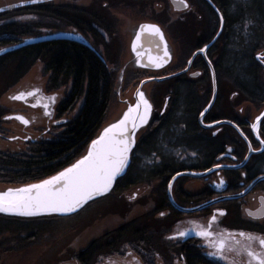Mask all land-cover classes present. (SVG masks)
<instances>
[{
    "label": "flooded vegetation",
    "instance_id": "flooded-vegetation-1",
    "mask_svg": "<svg viewBox=\"0 0 264 264\" xmlns=\"http://www.w3.org/2000/svg\"><path fill=\"white\" fill-rule=\"evenodd\" d=\"M175 2L0 0V187L29 184L56 173L24 178L31 174L24 175L23 163L29 157L36 165L45 162L44 170L58 165L53 143L78 115L88 89L87 75L96 71L110 75L109 107L112 99L120 105L115 86L122 72L120 99L141 80L160 79L150 92L152 119L132 154L129 187L118 186L116 193V184L109 196L95 201L116 200V194L126 197L134 190L125 200L123 224L116 226L112 220L116 207L111 214L96 217L106 220L105 226L83 221L74 237L81 241L63 245L71 254L61 264H248L243 248L264 252L257 240L239 235L264 238V218L248 215L264 199V43L245 56L234 74L231 60H224L234 31L227 0L223 4L185 0L188 6L178 3L180 8ZM144 23L159 25L171 46L172 61L159 69L125 66L133 34ZM33 72L42 74L44 82L19 87ZM10 89L15 90L9 93ZM20 93H27V98H12ZM42 100H48V108ZM13 219L20 218L0 215L8 223L0 224V264H9L7 256L13 253L19 263L24 256L23 261L29 259L25 264H30L37 243L26 240L44 229L32 227L29 236L21 232L20 238L26 240L15 237L16 246L10 247L4 233L16 225ZM22 228L29 229H13ZM202 229L212 235H197ZM181 231L187 235L180 237ZM73 232L70 228L68 234ZM221 240L227 244L226 260L209 255ZM46 259L44 264H51Z\"/></svg>",
    "mask_w": 264,
    "mask_h": 264
},
{
    "label": "snow or ice",
    "instance_id": "snow-or-ice-1",
    "mask_svg": "<svg viewBox=\"0 0 264 264\" xmlns=\"http://www.w3.org/2000/svg\"><path fill=\"white\" fill-rule=\"evenodd\" d=\"M30 2L35 3L36 0H30ZM180 2L183 3L184 7L188 6L185 0H180ZM141 31H148L153 35H158L160 40L163 41V34L156 25H142ZM139 39L140 34L138 33L137 40ZM133 51H136L135 42L133 43ZM164 56H169L166 45ZM160 66L161 64L157 62L156 67ZM32 94L29 93V95ZM23 95L20 94L12 98L21 99ZM139 97L144 110L142 114H139L138 120L139 124H144L147 123L151 105L144 99L142 92L139 93ZM50 99L52 102L55 101L54 97ZM43 107L47 108V104H44ZM136 108H139V103L136 105ZM133 110L130 108L129 113H126L122 120L106 128L100 138L92 142L88 155L78 160L71 167L64 169V171L58 173L56 176L44 180L39 184H30L19 189H9L6 192L0 193V212L24 216L36 215L40 212L70 213L76 211L82 203L91 199L94 195L106 192L111 186L112 181L127 164L128 153L132 143H134L126 135L128 132L126 125L129 120V114ZM16 119L27 123L23 117L18 116ZM139 124L133 118V129L137 128ZM253 127L255 128V125ZM261 143H264V141H261ZM217 167H220V165H217ZM223 183V180H221V184ZM248 215L253 219L264 218V199L261 200L260 208L255 212L249 211ZM212 219L214 221L215 217ZM196 234L205 238L212 235L207 229H202ZM186 235V232H179L180 237ZM229 235L232 236V234ZM239 235L246 237L248 240H257L261 249H264V238L255 237L251 233L244 232H240ZM212 246L215 247L216 252L209 253L210 256H215L222 260L227 259L223 255V250L227 246L226 241H218ZM233 250L235 249L229 247V251ZM236 251L237 255H239L240 251ZM243 253L249 258L248 264H264V252L258 253L245 247L243 248Z\"/></svg>",
    "mask_w": 264,
    "mask_h": 264
},
{
    "label": "trees",
    "instance_id": "trees-1",
    "mask_svg": "<svg viewBox=\"0 0 264 264\" xmlns=\"http://www.w3.org/2000/svg\"><path fill=\"white\" fill-rule=\"evenodd\" d=\"M219 4H223V0H217ZM227 4L231 10V17L233 19V37L236 35V27L239 26L240 36H243L242 42L237 43L236 39L232 37V48L229 49V53L224 57L231 60V65L234 67V74H236V68L244 65V60L251 51H254L256 47L264 43V0H227ZM250 27V29H248ZM238 45V47H235ZM257 49V48H256ZM251 54V53H250ZM251 62H249L250 64ZM101 72H93L87 75L89 79L87 93L85 100L81 106L79 113L75 116L73 122L69 125L67 130L60 133L55 140L53 151L57 153L56 162L58 165L53 169L43 168L45 162L38 163L33 158L25 159L23 163L24 175L30 173L31 175H25L24 178L30 176L39 175L41 178L49 176L60 169L71 164L82 152L86 149L87 145L97 134L101 128L109 108V99L112 93L113 81L110 75H100ZM80 78L81 75H77ZM79 91H77V94ZM79 96V95H78ZM64 150V151H63ZM63 151V153L58 154ZM64 156V158H62ZM61 162V165H59ZM14 167H19V164L13 163ZM37 166H41L40 171L37 174ZM22 172V173H23ZM18 176V174H15ZM132 177V166L128 169L126 175L117 183L115 192L119 193V187L126 185L129 187V179ZM11 221V219H6ZM16 221L17 227L32 228L33 226L49 225L54 221L61 220L58 217L52 218H37L35 220H22L13 219Z\"/></svg>",
    "mask_w": 264,
    "mask_h": 264
},
{
    "label": "water",
    "instance_id": "water-1",
    "mask_svg": "<svg viewBox=\"0 0 264 264\" xmlns=\"http://www.w3.org/2000/svg\"><path fill=\"white\" fill-rule=\"evenodd\" d=\"M179 2H175L176 4V8H180L182 5H179ZM215 7V6H214ZM216 8V7H215ZM217 9V8H216ZM218 11V9H217ZM221 19L222 16L220 14V12L218 11ZM223 23V20H222ZM142 25H156L159 27L160 31L163 34V41L160 40V37L158 35H153L148 31H141V26ZM221 24V28H222ZM140 34V39L137 40V34ZM219 35V33H218ZM33 41V40H32ZM38 41V40H35ZM135 42L136 44V51H133V43ZM165 45L167 46V51L169 53V56L165 57L164 56V48ZM131 58L128 60L127 64L125 66H129V67H139V68H152V69H159L162 66L166 65L168 62H171L173 59V54H172V50H171V46L170 43L164 33V31L162 30V28L154 23H144L141 24L135 31V33L133 34V38L131 41ZM137 53H139V55H137ZM260 52H258V54L256 55L257 57H259ZM159 62L161 64L160 67H156V63ZM124 78V73L122 72L119 77H118V81L116 83L115 86V92L117 91V94L119 96V100H120V105H115L112 109L111 107H109L108 109V113L113 112L114 113V118L111 119L109 122L102 124L101 128L99 129V131L97 132V134L94 136V138L90 141V143L87 145L86 149L82 152V154L77 157L71 164H69L68 166H66L65 168H63L62 170L56 172L55 174L37 181V182H33V183H29V184H23V185H19V186H5V187H0V193L2 192H6L9 189H19L22 187H25L27 185L30 184H39L40 182L44 181V180H48L53 176H56L58 173L64 171V169L71 167L73 164H75L78 160H81L82 158H84L85 156L88 155V152L91 148L92 142L94 140H97L100 138V136L104 133V130L106 128H108L109 126L118 123L120 120H122L125 116L126 113H129V109L132 108L134 109L130 114H129V120L127 122V129L128 132L126 133V135H128L131 140L134 141V143H132L131 145V149L128 153V161L127 164L123 167L122 171L115 177V179L112 181L111 186L108 188V190L100 195H94L91 199L87 200L86 202L82 203L80 207H78L76 209V211L74 212H70V213H48V212H40L36 215H31V216H24V215H18V214H14V213H3L0 212V215L3 216H7V217H14V218H20V219H37V218H52V217H69V216H73L77 213H79L80 211H82L84 208H86L89 204L105 198L107 196H109L112 191L114 190L117 182L126 175L130 164H131V158H132V154L133 151L135 149V147L137 146V143L140 139V137L143 135V133L145 132V130L147 129L148 125L150 124V121L152 119V114H153V107H152V103H151V99H150V92H151V88L153 85L154 81H160V79H155V78H148V79H143L141 80V82L139 83L138 87L132 91L129 92L126 95V98L120 99L121 97V86H122V81ZM214 84H215V78L213 79ZM143 93L144 94V99H146L149 104L151 105V109L150 112L148 114V119H147V123L144 124H139V120H138V116L139 114L143 113L144 110V106L142 103H140V97H139V93ZM215 92V90H214ZM22 94V93H20ZM17 94V95H20ZM16 95V96H17ZM28 94L25 93L23 95V97L21 99H25L27 98ZM215 99V93L213 94L210 103L208 105V107L206 108L205 112L208 111V109L210 108V106L212 105V103L214 102ZM19 100V99H18ZM48 100H42L41 105L47 104V108H48ZM139 103V108H136V105ZM35 105V106H33ZM32 107H37L39 106V104H33ZM107 116V115H106ZM18 117V116H17ZM133 118H135L137 120V123L139 124V126L135 129H133L132 127V120ZM26 119V118H25ZM173 181L171 182L172 185ZM171 188V187H170ZM171 196V193H170ZM172 198V197H171ZM200 208V207H199ZM197 208V209H199ZM196 210V209H195ZM193 211V210H192Z\"/></svg>",
    "mask_w": 264,
    "mask_h": 264
},
{
    "label": "rangeland",
    "instance_id": "rangeland-1",
    "mask_svg": "<svg viewBox=\"0 0 264 264\" xmlns=\"http://www.w3.org/2000/svg\"><path fill=\"white\" fill-rule=\"evenodd\" d=\"M246 1H248V0H246ZM248 29H250V27H248ZM240 30H241V28H239V26H237L236 27L237 32L235 34L236 36L233 37V39H236V41H238L237 42L238 44L240 42H242V40L244 38L243 36H240V33H239ZM235 47H238V45H236ZM42 79H44L42 74H38V73L33 72L30 74H27L18 84H19V87H26V86L35 84L37 80L39 82L43 83L44 81ZM14 90L15 89H10L9 93H12ZM4 99H6V98H4ZM115 105H116V100L112 99L111 103H110L111 109ZM77 109H78V107L76 106L73 113H75L77 111ZM114 116L115 115L113 112L108 113L105 120H104V123L109 122L111 119L114 118ZM133 192H134V190L129 191L127 193L126 197L118 196L116 194V200L114 198H109L107 200L95 202V203L91 204L86 210L82 211L80 214H78L75 217L57 220V221L52 222L49 225L41 226V224H40L39 227H41L44 230L39 231L37 228L38 231L36 234H34L37 236L33 240L21 239L20 237H21L22 233L24 234V236H29L30 234H33L34 229H32V228H29V229H23L22 228V229H16V230L13 229V228H16L17 225H15V226L10 225L11 228H10V230L7 231L8 232L7 234L4 233L5 234L4 237H6V236L8 237V242L10 244V247H12L11 245H13L14 247L16 246V243L12 241V240H14L15 237H16V239L19 238L21 242H22V240L23 241L26 240V242H28L30 244L37 243V244H35L37 246L35 249V252L30 253V259H31L30 264H44L45 259H46L45 257L48 258V259H46V261L51 262V264H61L71 254V253L68 255L66 254L65 248L62 249V247H64L63 245L69 241H72V240L73 241H81V239L78 240L77 238H74V237H76L77 233L79 231H81V226H83L82 225L83 221L88 220V225H90V223L92 221L91 224H93L94 226H100V225L105 226L106 220L97 219L96 217L98 215L101 216V214H103L104 212L111 214L113 212L112 209H114V207H116L115 208L116 209V214H115L116 220H115V216L112 218V220L114 219L115 224L117 222L119 223V224L117 223L116 226H120L121 224H123L122 223V222H124L123 217L125 216L124 211L127 209V205H126L125 200L127 197H131L133 195ZM97 213H99V214H97ZM106 217L110 218L112 216H106ZM91 218H93V219H91ZM99 220H101V221H99ZM0 224L6 225L8 223L3 221V220H0ZM33 227H36V226H33ZM70 228L74 229V232L71 235L68 234V231L70 230ZM98 228H100V227H98ZM98 228L96 227V229L94 230L95 233L99 232ZM93 229L89 228L88 231H91ZM91 232H93V231H91ZM10 241H12V242H10ZM22 246L25 247V243ZM63 251L65 252V254H63L61 256L60 253H62ZM23 257L21 256L20 263H19V261L17 259L20 257L17 256L15 253L9 254L7 256V258H9V261H10L9 264H25V262H27L29 259H26V261H23V259H24Z\"/></svg>",
    "mask_w": 264,
    "mask_h": 264
}]
</instances>
